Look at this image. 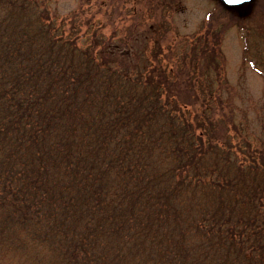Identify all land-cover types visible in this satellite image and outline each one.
Wrapping results in <instances>:
<instances>
[{
	"label": "trees",
	"instance_id": "1",
	"mask_svg": "<svg viewBox=\"0 0 264 264\" xmlns=\"http://www.w3.org/2000/svg\"><path fill=\"white\" fill-rule=\"evenodd\" d=\"M50 1L0 0V264H264V150L216 113L217 50L122 60Z\"/></svg>",
	"mask_w": 264,
	"mask_h": 264
},
{
	"label": "rangeland",
	"instance_id": "2",
	"mask_svg": "<svg viewBox=\"0 0 264 264\" xmlns=\"http://www.w3.org/2000/svg\"><path fill=\"white\" fill-rule=\"evenodd\" d=\"M48 7L60 17H68L66 26L75 12L79 33L94 13L101 19L98 32L111 46H117L116 51L125 53L122 60L129 57L139 63L146 58L180 72V67L189 66L195 39L202 47L215 48L219 65L216 61L218 66L207 71L218 81L216 113L236 126L238 140L243 139L241 135L250 140L256 154L264 150V67L251 65L252 50L249 41L246 43L248 31L256 29L254 36L262 40L264 50V0L236 7L221 0H107L100 11L93 0H51ZM80 38V43L86 40Z\"/></svg>",
	"mask_w": 264,
	"mask_h": 264
},
{
	"label": "water",
	"instance_id": "3",
	"mask_svg": "<svg viewBox=\"0 0 264 264\" xmlns=\"http://www.w3.org/2000/svg\"><path fill=\"white\" fill-rule=\"evenodd\" d=\"M226 6L236 7L250 2L251 0H221Z\"/></svg>",
	"mask_w": 264,
	"mask_h": 264
}]
</instances>
